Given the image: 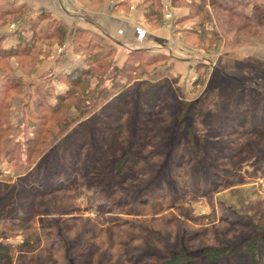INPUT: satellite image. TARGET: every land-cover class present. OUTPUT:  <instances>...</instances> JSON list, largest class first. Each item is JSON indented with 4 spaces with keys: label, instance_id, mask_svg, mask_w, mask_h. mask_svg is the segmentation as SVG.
Returning <instances> with one entry per match:
<instances>
[{
    "label": "rangeland",
    "instance_id": "1",
    "mask_svg": "<svg viewBox=\"0 0 264 264\" xmlns=\"http://www.w3.org/2000/svg\"><path fill=\"white\" fill-rule=\"evenodd\" d=\"M173 1L178 70L88 36L43 73L34 38L0 42V264H264V0Z\"/></svg>",
    "mask_w": 264,
    "mask_h": 264
},
{
    "label": "crops",
    "instance_id": "2",
    "mask_svg": "<svg viewBox=\"0 0 264 264\" xmlns=\"http://www.w3.org/2000/svg\"><path fill=\"white\" fill-rule=\"evenodd\" d=\"M159 1L164 17L169 14L172 18H165V24L160 26L154 16L146 15L144 0H0V42L4 50H17L21 35L26 42L34 38L30 54L39 51L41 59L48 57V61L43 60L41 64L43 73L67 72L72 66H81L80 40L88 36H100L111 46L115 45L120 52L118 64L131 52L158 50L161 53L162 49H168L171 60L176 61L173 69L178 70L177 65L187 66L192 62L191 58L175 54L178 49L186 55L193 54V41L184 31L192 19L187 7H175L178 3L173 0ZM44 27L48 29L45 28L44 35L37 40L38 32ZM58 30L63 34L60 45L56 36ZM40 40L44 42L43 47L37 44ZM16 59L11 60V65L18 69ZM54 59H57L56 64ZM187 76L185 73L183 77Z\"/></svg>",
    "mask_w": 264,
    "mask_h": 264
},
{
    "label": "trees",
    "instance_id": "3",
    "mask_svg": "<svg viewBox=\"0 0 264 264\" xmlns=\"http://www.w3.org/2000/svg\"><path fill=\"white\" fill-rule=\"evenodd\" d=\"M151 17H153V16H151ZM58 33H61L60 32V30H58ZM58 33H57V38H58ZM77 83H80V82H77ZM159 91H161V89L160 88H157L156 90H154L153 91V96H155V98H156V95H157V93L159 92ZM145 96V95H144ZM72 97L71 96H69V97H67V98H65V99H62L61 100V107L59 108V111H61L62 110V106L64 107V103L66 104L68 101H69V99H71ZM145 101V100H144ZM152 101H150V102H148V103H146V104H150V105H153L152 103H151ZM39 139H40V134H39ZM34 151V150H33ZM257 245H259V247H258V252H260L261 251V246L263 245V243H262V241H258L257 243H256ZM247 254L248 255H250V257L252 256V253L250 252V251H248L247 252ZM217 255H212L211 256V258H215ZM181 257H183V256H181ZM251 264H258L257 262H256V256H253L252 257V263Z\"/></svg>",
    "mask_w": 264,
    "mask_h": 264
}]
</instances>
